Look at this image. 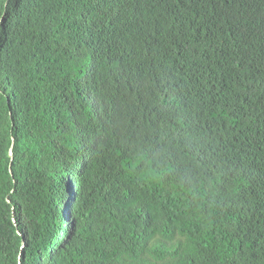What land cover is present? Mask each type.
Returning <instances> with one entry per match:
<instances>
[{
    "label": "trees",
    "instance_id": "trees-1",
    "mask_svg": "<svg viewBox=\"0 0 264 264\" xmlns=\"http://www.w3.org/2000/svg\"><path fill=\"white\" fill-rule=\"evenodd\" d=\"M0 264H264V0H0Z\"/></svg>",
    "mask_w": 264,
    "mask_h": 264
},
{
    "label": "water",
    "instance_id": "water-1",
    "mask_svg": "<svg viewBox=\"0 0 264 264\" xmlns=\"http://www.w3.org/2000/svg\"><path fill=\"white\" fill-rule=\"evenodd\" d=\"M10 155L13 156L12 149L10 150ZM10 172H11V165H10Z\"/></svg>",
    "mask_w": 264,
    "mask_h": 264
}]
</instances>
